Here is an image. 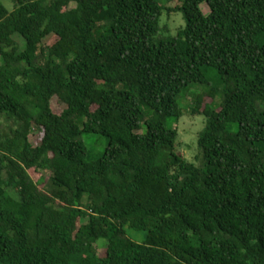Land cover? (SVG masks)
<instances>
[{
	"label": "trees",
	"instance_id": "1",
	"mask_svg": "<svg viewBox=\"0 0 264 264\" xmlns=\"http://www.w3.org/2000/svg\"><path fill=\"white\" fill-rule=\"evenodd\" d=\"M178 1L0 0V264H264V0Z\"/></svg>",
	"mask_w": 264,
	"mask_h": 264
},
{
	"label": "rangeland",
	"instance_id": "2",
	"mask_svg": "<svg viewBox=\"0 0 264 264\" xmlns=\"http://www.w3.org/2000/svg\"><path fill=\"white\" fill-rule=\"evenodd\" d=\"M160 2L165 6V10L161 18L162 27L168 26V36L175 35L181 27L186 25V20L181 10L174 9L169 11V8H176L180 2L178 0H160ZM71 6L74 7L75 3H73ZM202 8L206 14L209 13V7L206 3L202 5ZM199 90V87L194 86L188 92L183 102L181 101V105L184 110L183 116L179 120L174 121L172 125L179 130V139L177 141L176 151L182 154L190 162H193L196 159V156L199 152V133L205 126V117L203 115H194L189 109L190 104L195 98L194 93L199 92ZM54 109L57 112H60L62 110V106H60L58 102H54ZM80 125L82 127V124ZM41 135L42 134L39 131H33L31 133L32 142L34 144L39 143ZM83 138L85 139L89 148L90 160L98 159L104 153L108 145V138L100 134L83 133ZM128 235L139 243L145 242L147 238L146 231H139L131 228H128ZM106 245V241H99L97 243L100 251H103Z\"/></svg>",
	"mask_w": 264,
	"mask_h": 264
}]
</instances>
